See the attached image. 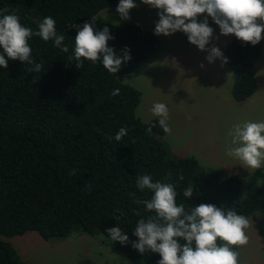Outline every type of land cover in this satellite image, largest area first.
<instances>
[{
	"label": "trees",
	"instance_id": "obj_1",
	"mask_svg": "<svg viewBox=\"0 0 264 264\" xmlns=\"http://www.w3.org/2000/svg\"><path fill=\"white\" fill-rule=\"evenodd\" d=\"M118 3L0 0V10H9L4 14H16L33 32L38 30L35 21L53 17L57 34L64 35L69 48L64 53L53 40L45 42L33 35L28 43L32 59L43 64L42 71H29L34 65L19 60H9L6 69L0 68V235L36 231L48 241L73 233L102 235L133 264H158L159 254L141 255L131 246L138 239L133 235L137 220L154 214L135 203L152 196L150 190L136 187L138 176L147 174L153 182L175 185L176 203L186 211L205 203L249 218L264 213V166L245 177L207 169L192 155L170 151L157 117L143 121L137 116L141 93L123 82V76L159 50L152 31L132 23L96 20L95 30L107 26L114 37L109 47L118 54L130 50L131 59L116 74H109L100 61L85 60L77 68L76 61L68 59L77 34L74 25L91 22V16ZM263 45L264 39L252 46L233 35L224 50L232 70L230 91L237 102L255 92L253 65ZM117 88L119 94L113 96ZM153 124L149 135L146 130ZM121 127L128 129L127 135L116 141ZM181 174L184 179L178 180ZM190 183L193 196L188 199L183 190ZM116 226L128 235V244L110 239L106 229ZM0 264L27 263L0 238Z\"/></svg>",
	"mask_w": 264,
	"mask_h": 264
},
{
	"label": "clouds",
	"instance_id": "obj_2",
	"mask_svg": "<svg viewBox=\"0 0 264 264\" xmlns=\"http://www.w3.org/2000/svg\"><path fill=\"white\" fill-rule=\"evenodd\" d=\"M141 3L158 9L159 19L155 23L154 35L170 36L178 31L183 32L188 41L201 51H207L206 60L213 63L217 58L224 63L227 57L222 51L210 43L213 28L208 24V18L219 26L220 34H230L252 46L264 39V0H140ZM138 5L134 0H119L116 11L122 20L130 19L129 12ZM8 9L0 10V68H7L9 60H19L27 65H34L29 71L41 72L42 63L32 59V49L29 39L35 35L43 41H54V46L68 53L64 45V35L56 32V21L47 16L37 23L38 30L33 32L20 23L16 14H4ZM203 20L198 18L205 14ZM97 16H91V22L74 25L77 34L74 38V48L69 60L76 61V67H83L85 60L95 64L100 61L109 74H116L122 64L131 59L130 50L125 48L120 54L108 46V41L114 39L107 26L95 30ZM201 67H204L201 64ZM114 89L112 95L119 94ZM151 112L158 118V125L164 133L170 134L169 109L164 103H154ZM190 118V117H189ZM153 124L146 131L152 134ZM128 129L121 127L115 135L120 141L127 135ZM228 135L231 142L226 146L225 155L240 161L246 169H259L264 164V121H247L234 124ZM181 174L178 180H183ZM136 187L152 192L150 199L136 200L143 204L145 211L154 213L140 218L134 227L133 235L138 239L131 242L132 248L141 255L146 252L159 254L158 264H239V252L234 250L248 243L245 229L249 227L246 216L238 214L234 209L219 208L213 204L200 203L190 210H185L183 204L176 203L178 195L175 185L153 182L150 175L137 177ZM183 196L190 199L193 196V185L190 183L183 190ZM120 212V209L116 210ZM123 214V213H121ZM140 215L139 211L134 212ZM119 217H117L118 219ZM110 239L121 245L129 243V237L119 226L106 229ZM183 240L184 243H180ZM220 240L223 243L219 244Z\"/></svg>",
	"mask_w": 264,
	"mask_h": 264
},
{
	"label": "rangeland",
	"instance_id": "obj_3",
	"mask_svg": "<svg viewBox=\"0 0 264 264\" xmlns=\"http://www.w3.org/2000/svg\"><path fill=\"white\" fill-rule=\"evenodd\" d=\"M134 3L138 6L130 10L128 20L121 19L117 7H108L95 15L97 21L132 23L154 33L159 10L140 0H134ZM205 15L202 14L198 22ZM208 24L213 28V36L206 48L216 46L224 55L233 34L221 35L211 17ZM157 37L160 47L155 55L123 76V82L141 93L137 116L143 121L152 120L155 118L151 112L153 104L164 103L169 109L171 133L165 134L163 139L170 151L178 156L193 155L195 158L194 154H198L197 160L210 170L243 177L250 175L254 170L246 169L240 161L226 156L225 149L231 142L228 132L234 124L264 121V45L253 65L255 92L241 103L231 95L232 70L221 59L209 63L205 59L208 52L192 45L181 31ZM257 215H263V222L246 229L248 243L242 246L247 250L242 255L248 258L247 264L253 263L254 255L255 264H263L261 260H264V213ZM0 238L9 242L27 264H133L102 235L73 233L65 239L48 241L36 231H30L12 237L0 235Z\"/></svg>",
	"mask_w": 264,
	"mask_h": 264
},
{
	"label": "crops",
	"instance_id": "obj_4",
	"mask_svg": "<svg viewBox=\"0 0 264 264\" xmlns=\"http://www.w3.org/2000/svg\"><path fill=\"white\" fill-rule=\"evenodd\" d=\"M224 56V55H223ZM249 98V97H248ZM247 98V99H248ZM245 101V100H244ZM244 101H242V102H244ZM241 102V103H242ZM166 134V133H165ZM197 158L199 157V155L198 154H194ZM181 156V155H180ZM184 156H189V155H184ZM193 156V155H192ZM257 214H260V213H256V214H254V215H252V216H250L249 218H248V220H249V227L248 228H251L252 229V227L255 225V224H258V223H261V222H263V215H257ZM258 231V230H257ZM245 232H246V229H245ZM236 251H238L239 252V259L241 260V262H242V264H247V261H248V258H243L242 257V255L245 253V252H247V250H246V247H241V249L240 248H237L236 249ZM262 261V263L264 264V260H261ZM251 262H252V260H251ZM255 262H256V256L254 255V260H253V263L255 264ZM252 263V264H253Z\"/></svg>",
	"mask_w": 264,
	"mask_h": 264
}]
</instances>
